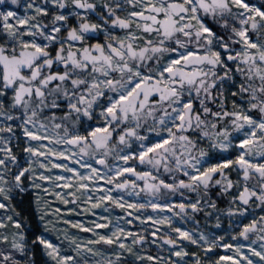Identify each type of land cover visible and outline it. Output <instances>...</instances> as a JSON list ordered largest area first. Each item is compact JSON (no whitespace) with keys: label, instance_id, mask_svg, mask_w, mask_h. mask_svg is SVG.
<instances>
[{"label":"snow or ice","instance_id":"snow-or-ice-1","mask_svg":"<svg viewBox=\"0 0 264 264\" xmlns=\"http://www.w3.org/2000/svg\"><path fill=\"white\" fill-rule=\"evenodd\" d=\"M20 7L0 0V264H264V0ZM47 195L125 215L63 219L90 233L66 249Z\"/></svg>","mask_w":264,"mask_h":264},{"label":"rangeland","instance_id":"rangeland-1","mask_svg":"<svg viewBox=\"0 0 264 264\" xmlns=\"http://www.w3.org/2000/svg\"><path fill=\"white\" fill-rule=\"evenodd\" d=\"M23 3L24 0H21V7L19 9L20 14H23ZM17 142L15 140H13V151L16 152L21 160V163H24V158H23V153L20 151V148L15 147V144ZM26 166V165H25ZM80 171H84L83 169H80ZM52 174L56 175V174H66L63 173L62 169H53L52 170ZM67 175V174H66ZM45 187H48L47 184H45ZM56 191H61L60 189H56ZM63 191H69V190H63ZM37 190H33L30 189L29 192L24 193L22 195H17L16 196V200H14V204L19 202L21 199L23 200V205H21L22 207H27L29 204V201L36 195ZM114 195H116L114 193ZM46 199L48 200V202L51 205L52 209L55 208H60L61 209V213H62V218L57 220L56 217H50L53 220V224L49 225V229L55 228L56 231H48L45 234L49 237V239H51L53 242L56 243H60L63 241L65 248L67 249V241H64L63 235L62 233L66 230L69 235H77L80 237H90V233H81L79 232L78 229L72 228L71 224H64L63 223V219H67L69 220L71 223H76V222H80V223H84V224H88L90 221H93L96 219V216H100V215H104V216H109L111 219L115 220L116 217H121L124 216L125 213L124 211H122L119 208H116L113 205L109 204V212H104L101 208L98 209H94L93 211L96 213V216H93L90 213H84L82 211V209L84 207H86V205L84 204H78V205H73V204H68V205H64L59 203L54 196L52 195H47ZM69 199H71V197H69ZM126 200H129V202H133L135 198L132 197H127L125 196ZM180 196L176 195L174 197L171 198V202L173 203H179L180 202ZM72 209H75V211H70ZM131 211V210H129ZM150 211V210H149ZM257 214H264L261 213L260 210L257 208L256 209ZM170 215V214H169ZM129 219H131L129 217ZM199 219V217H198ZM177 223H180L179 218H176ZM201 224L203 225V220H201ZM126 230L128 231H133V232H142L143 231V226H141L139 224V221H133V223L131 225H123ZM185 227H192L191 223H188L186 225H184ZM224 228L228 227V222L225 220L224 221ZM41 230H43V228L41 227ZM101 232H107V229H102L100 230ZM149 231H151V227H149ZM163 231V229H162ZM60 235V240H57V235ZM217 234L218 235H226L224 232L217 230ZM29 239H31V236H29ZM152 237L150 235L147 236V243H145L142 247L140 245L136 246V251L139 252L142 255H148L151 254L153 256H156L157 254L162 255L167 257L169 255L168 252V248L167 246H164L162 249L158 248L157 245L152 244ZM102 248V250H104L106 252V254L110 255V252H108L107 250V246H100ZM219 252V254H225L223 249H218L216 250ZM230 254V253H229ZM125 260L130 262L133 260V257L129 256L127 253L124 254ZM18 259H20V257H17ZM173 259H175V257H172ZM39 259V258H38ZM136 264H139V262H136Z\"/></svg>","mask_w":264,"mask_h":264}]
</instances>
